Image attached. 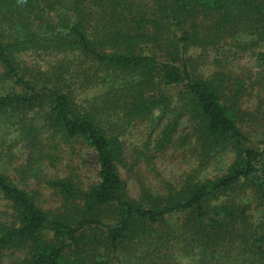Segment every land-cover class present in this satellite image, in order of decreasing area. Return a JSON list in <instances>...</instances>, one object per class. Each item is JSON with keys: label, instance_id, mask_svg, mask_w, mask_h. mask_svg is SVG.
I'll return each mask as SVG.
<instances>
[{"label": "trees", "instance_id": "16d2710c", "mask_svg": "<svg viewBox=\"0 0 264 264\" xmlns=\"http://www.w3.org/2000/svg\"><path fill=\"white\" fill-rule=\"evenodd\" d=\"M0 264H264V0H0Z\"/></svg>", "mask_w": 264, "mask_h": 264}, {"label": "rangeland", "instance_id": "374dc122", "mask_svg": "<svg viewBox=\"0 0 264 264\" xmlns=\"http://www.w3.org/2000/svg\"><path fill=\"white\" fill-rule=\"evenodd\" d=\"M164 123V119L160 120L152 129L148 122H145L144 124L130 129V134L125 137L127 153L133 156V160L129 161L133 163L138 162L140 152L145 151V143H148L149 139H155V137L159 135L161 127ZM13 156L14 161L11 166H20L27 162L29 152L24 144H18L13 150ZM188 161L189 158L187 161L182 160L179 152L169 150L166 151L164 155L157 154L154 164L149 168H146L148 171V177H150L151 180H156L159 176L172 182H177L179 177L183 175V172L187 169L189 165ZM136 170L137 168L135 166L132 171ZM45 172V174H42L44 179H47L49 176L61 177L65 173H70L77 176L83 183L87 184L94 183L96 181L98 165L94 154L88 148L84 146H76V149L74 147V150H71L69 146L63 145V153L61 154L59 163H56L54 167L48 165V169ZM205 173L208 177H212L217 175L218 171L215 166H212L205 171ZM43 186L44 184L40 185V187ZM128 186L133 188L131 181L128 182ZM46 189L47 188H45L43 192L48 198V192Z\"/></svg>", "mask_w": 264, "mask_h": 264}]
</instances>
